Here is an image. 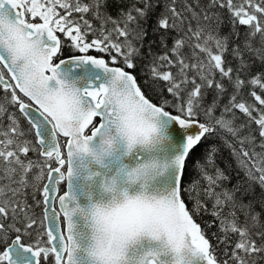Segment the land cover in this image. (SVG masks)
I'll return each instance as SVG.
<instances>
[{"label":"snow or ice","instance_id":"1","mask_svg":"<svg viewBox=\"0 0 264 264\" xmlns=\"http://www.w3.org/2000/svg\"><path fill=\"white\" fill-rule=\"evenodd\" d=\"M0 264H264V0H0Z\"/></svg>","mask_w":264,"mask_h":264},{"label":"trees","instance_id":"2","mask_svg":"<svg viewBox=\"0 0 264 264\" xmlns=\"http://www.w3.org/2000/svg\"><path fill=\"white\" fill-rule=\"evenodd\" d=\"M110 11H113V9H109ZM150 39L152 37H149ZM217 146L221 147V151L217 154V163L223 167L226 168L227 174L229 175V181L226 183L227 187H232L233 185L237 184L238 182L244 181V175L242 172H240L235 167V163L229 158L228 150L226 148H223L219 142H217ZM192 176H195V172L193 171L191 173ZM260 189L257 187L255 189V195L257 198L260 197Z\"/></svg>","mask_w":264,"mask_h":264},{"label":"flooded vegetation","instance_id":"3","mask_svg":"<svg viewBox=\"0 0 264 264\" xmlns=\"http://www.w3.org/2000/svg\"><path fill=\"white\" fill-rule=\"evenodd\" d=\"M37 212H39V209H37Z\"/></svg>","mask_w":264,"mask_h":264}]
</instances>
